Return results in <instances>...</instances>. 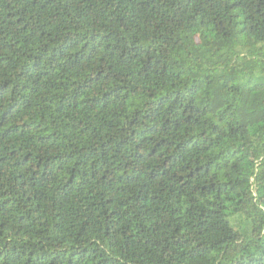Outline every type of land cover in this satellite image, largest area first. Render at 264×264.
<instances>
[{
	"label": "trees",
	"instance_id": "16d2710c",
	"mask_svg": "<svg viewBox=\"0 0 264 264\" xmlns=\"http://www.w3.org/2000/svg\"><path fill=\"white\" fill-rule=\"evenodd\" d=\"M0 264H264V0H0Z\"/></svg>",
	"mask_w": 264,
	"mask_h": 264
}]
</instances>
